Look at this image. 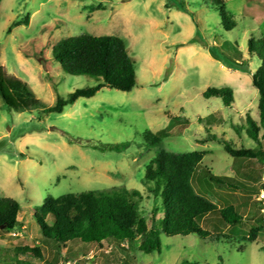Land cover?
<instances>
[{
  "label": "rangeland",
  "instance_id": "rangeland-1",
  "mask_svg": "<svg viewBox=\"0 0 264 264\" xmlns=\"http://www.w3.org/2000/svg\"><path fill=\"white\" fill-rule=\"evenodd\" d=\"M226 10L237 22L228 32L204 0L2 1L0 66L26 82L45 107L99 82L65 73L53 57L62 39L82 33L123 38L135 60L137 84L130 92L104 87L62 113L17 112L0 97V198L17 200L25 223L24 230L0 232V264H123L124 253L108 244L99 249L76 241L60 249L43 240L34 210L40 212L48 196L118 188L138 190L141 213L148 216L159 200L145 180L146 166L162 151L198 152L215 175L235 177L254 190L213 187L204 195L243 216V225L225 230L226 239L162 235L161 253L145 254L135 245L130 264H264V228L248 240L263 224L264 163L235 159L211 140L217 134L236 149L256 146L235 126L246 127L247 116L259 120L252 73L260 61L249 59L248 40L264 35V0H226ZM237 47L250 60V72L229 68L210 53L214 48L230 57ZM210 87L232 88L231 106L205 98ZM160 130L167 135L162 143L146 145V133ZM25 246L38 247L41 257L16 258L15 249Z\"/></svg>",
  "mask_w": 264,
  "mask_h": 264
},
{
  "label": "trees",
  "instance_id": "trees-1",
  "mask_svg": "<svg viewBox=\"0 0 264 264\" xmlns=\"http://www.w3.org/2000/svg\"><path fill=\"white\" fill-rule=\"evenodd\" d=\"M204 1L219 14L224 31H231L237 26L235 17L226 10V0ZM177 6L178 10L187 12L181 3ZM210 53L227 67L242 72H250L251 59L260 61L252 73V84L259 95V120L247 116L246 127L235 126L239 134L241 129L246 130L256 146L236 149L217 134L212 135L211 140L219 141L235 159L264 163V35L248 40L250 60L244 58L238 47L230 57L214 48ZM53 57L65 73L96 78L99 82L91 87L76 89L67 97H58L55 106L45 107L26 82L9 75L0 66V97L9 109L24 112L39 108L46 114L62 113L67 105L74 104L79 98H92L104 87L130 92L137 84L135 60L130 56L125 40L116 35L82 33L64 38L54 47ZM203 95L207 99L220 98L227 107L235 99L234 90L230 87H210ZM164 136H167L164 130L147 132L146 145L159 146ZM145 180L153 184L149 190L159 200V205L148 216L141 213L142 195L138 190L114 188L68 193L58 198L46 197L42 210H34L43 240L54 242L60 249L76 241L95 244L99 249L108 244L124 253L126 260L123 264H130L133 256L129 254V249L135 245L138 251L145 254L161 253L162 235H196L211 242L226 239L229 236L225 230L243 225L244 218L233 205L221 207L204 195L213 187L242 192L254 190L235 177L215 175L202 164L198 152L158 153L146 166ZM21 212L22 206L17 200L0 198V232L24 230ZM259 222L263 224L252 230L253 238L248 239L250 242L264 228V214ZM20 254L41 257L38 247L16 248L15 257L19 258ZM16 264L26 262L17 260Z\"/></svg>",
  "mask_w": 264,
  "mask_h": 264
}]
</instances>
